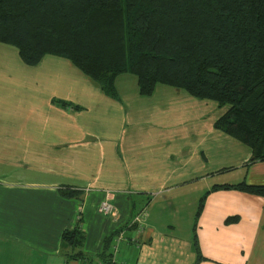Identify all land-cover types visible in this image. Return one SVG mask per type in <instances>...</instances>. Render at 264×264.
<instances>
[{"label": "crops", "instance_id": "obj_1", "mask_svg": "<svg viewBox=\"0 0 264 264\" xmlns=\"http://www.w3.org/2000/svg\"><path fill=\"white\" fill-rule=\"evenodd\" d=\"M0 45L18 56L0 49V264H264V196L211 190L264 184V161L214 127L226 106L164 84L143 96L129 73L113 98L62 57L29 66ZM75 227L74 259L61 234Z\"/></svg>", "mask_w": 264, "mask_h": 264}, {"label": "trees", "instance_id": "obj_2", "mask_svg": "<svg viewBox=\"0 0 264 264\" xmlns=\"http://www.w3.org/2000/svg\"><path fill=\"white\" fill-rule=\"evenodd\" d=\"M0 43L29 66L62 57L113 98L116 77L129 73L143 96L164 84L226 106L214 127L249 147L247 162L264 161V0H0ZM217 188L264 196V184ZM120 230L104 238L101 261L111 262ZM83 240L78 227L61 234L74 259Z\"/></svg>", "mask_w": 264, "mask_h": 264}, {"label": "built area", "instance_id": "obj_3", "mask_svg": "<svg viewBox=\"0 0 264 264\" xmlns=\"http://www.w3.org/2000/svg\"><path fill=\"white\" fill-rule=\"evenodd\" d=\"M112 196L110 192H106L103 200L98 205V211L101 214H111L114 210V205L111 202ZM145 218V211L142 210L139 212L136 217L134 218V224L136 225V228L139 230L142 229L143 226V220ZM120 238V236L117 237V239Z\"/></svg>", "mask_w": 264, "mask_h": 264}, {"label": "rangeland", "instance_id": "obj_4", "mask_svg": "<svg viewBox=\"0 0 264 264\" xmlns=\"http://www.w3.org/2000/svg\"><path fill=\"white\" fill-rule=\"evenodd\" d=\"M2 44V43H1ZM0 46H5V45H0ZM9 48H11L12 50H14V52H17V49L13 46H9ZM1 50L6 51V57L8 58H18L17 55H11L10 53H7V49L6 47H0ZM3 58L4 56H0V58ZM68 64V69L70 71V73L74 74V75H81L84 76L78 69H76L69 61H66ZM126 74V73H125ZM127 76H129L132 80H136V77L132 74H126ZM213 104H215L214 102H212ZM213 181L216 182V179H213ZM214 182V183H215Z\"/></svg>", "mask_w": 264, "mask_h": 264}]
</instances>
